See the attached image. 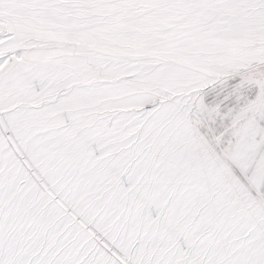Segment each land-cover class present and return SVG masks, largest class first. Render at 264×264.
I'll use <instances>...</instances> for the list:
<instances>
[{
    "label": "snow or ice",
    "instance_id": "snow-or-ice-1",
    "mask_svg": "<svg viewBox=\"0 0 264 264\" xmlns=\"http://www.w3.org/2000/svg\"><path fill=\"white\" fill-rule=\"evenodd\" d=\"M0 264H264V0H0Z\"/></svg>",
    "mask_w": 264,
    "mask_h": 264
}]
</instances>
